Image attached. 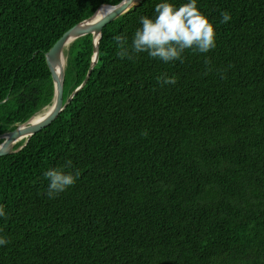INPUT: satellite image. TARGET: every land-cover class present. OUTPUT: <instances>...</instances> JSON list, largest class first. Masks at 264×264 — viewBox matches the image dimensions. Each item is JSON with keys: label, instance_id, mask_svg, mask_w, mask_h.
<instances>
[{"label": "trees", "instance_id": "1", "mask_svg": "<svg viewBox=\"0 0 264 264\" xmlns=\"http://www.w3.org/2000/svg\"><path fill=\"white\" fill-rule=\"evenodd\" d=\"M122 1L0 0V135L52 104L54 44ZM161 2L107 25L92 70V35L65 50L64 101L90 77L0 157V264H264V0H197L215 27L208 53L121 59L115 36L130 46ZM69 159L79 178L50 199L44 173Z\"/></svg>", "mask_w": 264, "mask_h": 264}, {"label": "clouds", "instance_id": "2", "mask_svg": "<svg viewBox=\"0 0 264 264\" xmlns=\"http://www.w3.org/2000/svg\"><path fill=\"white\" fill-rule=\"evenodd\" d=\"M155 14L154 18H140L142 26L135 31L130 46L125 36H115L119 45L118 56L121 59H133L136 54L146 52L151 58L168 63L182 60L186 50L191 49L203 54L216 47L215 27L199 10L197 0H189L179 7L165 0L155 6ZM221 15L222 23L231 19L228 12H222ZM157 82L161 86L174 85L177 79L175 76L167 77V74H164L157 77ZM71 169L73 162L69 159L61 167L49 169L44 173L48 180L46 194L50 199H54L76 183L80 175L79 170ZM6 216L4 207L0 206V217ZM8 243L6 237H0V246Z\"/></svg>", "mask_w": 264, "mask_h": 264}, {"label": "water", "instance_id": "3", "mask_svg": "<svg viewBox=\"0 0 264 264\" xmlns=\"http://www.w3.org/2000/svg\"><path fill=\"white\" fill-rule=\"evenodd\" d=\"M141 1L142 0H123L116 6L102 5L91 18L68 30L54 44V46L46 53V61L52 74L55 88V94L52 104L44 108L41 112L31 117L29 120L18 126L13 131L0 135V140H3L0 144V157L10 155L16 151H20L32 136L49 127L60 116V114L66 109L67 105L71 102L74 95L79 92L89 80L91 70L98 62V45L100 43L104 28L127 13L132 8L138 6ZM105 8H109L106 14L100 18H97L100 15L101 11ZM86 35H92L94 40L98 39L95 55L93 57L92 67L82 85L78 87L65 102V71L64 69H62L63 58H66L65 50L75 40ZM60 68L61 72L59 73L58 70H60ZM24 139H26L25 145L21 146L18 150H14V146L16 145V143Z\"/></svg>", "mask_w": 264, "mask_h": 264}, {"label": "bare ground", "instance_id": "4", "mask_svg": "<svg viewBox=\"0 0 264 264\" xmlns=\"http://www.w3.org/2000/svg\"><path fill=\"white\" fill-rule=\"evenodd\" d=\"M109 8H105V9H103L102 11H101V13H100V15L97 17V18H100V17H102V16H104L105 14H106V12H107V10H108ZM97 42H98V39L96 40V46H97ZM95 51H96V47H95ZM65 65H66V58H63V67H62V69H65ZM58 72L60 73L61 72V68H60V70H58ZM23 140H20V141H18L16 144H18V143H20V142H22ZM25 144V143H24ZM16 146V145H15ZM14 146V147H15Z\"/></svg>", "mask_w": 264, "mask_h": 264}]
</instances>
